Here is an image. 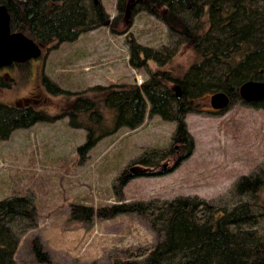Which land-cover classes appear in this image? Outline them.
<instances>
[{
	"label": "trees",
	"instance_id": "16d2710c",
	"mask_svg": "<svg viewBox=\"0 0 264 264\" xmlns=\"http://www.w3.org/2000/svg\"><path fill=\"white\" fill-rule=\"evenodd\" d=\"M0 5L9 13L11 32L23 34L41 48L51 44L50 48L56 49L76 41L83 33L107 26L114 31L137 12H147L162 20L170 38L178 41L177 46L182 44L192 52L193 61L182 67L174 63L179 50L133 45L129 60L132 67L147 68V61L157 66L147 68L146 82L94 88V97L77 98L72 108L55 115L31 106L17 108L0 103V141L9 139L16 130L67 117L69 127L86 132V142L78 148L81 154L122 128L136 130L146 114L173 120L176 128L171 144L144 152L132 163L136 166L133 173L129 169L121 173L120 183L163 176L172 167L164 168L162 160L174 155L176 166L188 155L190 142L184 117L194 112L191 105L196 99L224 92L231 103L242 101L238 94L241 85L264 82V0H140L136 6L129 0H118V13L112 20L99 0H0ZM126 10L128 17L127 13L122 17L121 12ZM9 70L16 76L6 81L0 77V87L25 86L30 80V62ZM43 82L49 83L45 77ZM176 88L181 89L180 100L176 99ZM57 92L63 93L60 89ZM249 106L264 112V101ZM263 193L261 165L236 181L231 195L237 201L230 206L197 197H178L160 204L120 202L99 208L70 204L65 228L138 215L154 233L155 244L129 252L126 257H111L109 264H264V203L259 201ZM35 226V208L28 197L13 195L0 201V264H18L14 259L19 243L15 231L25 234ZM30 245L35 264H52L37 238Z\"/></svg>",
	"mask_w": 264,
	"mask_h": 264
},
{
	"label": "rangeland",
	"instance_id": "374dc122",
	"mask_svg": "<svg viewBox=\"0 0 264 264\" xmlns=\"http://www.w3.org/2000/svg\"><path fill=\"white\" fill-rule=\"evenodd\" d=\"M99 1L111 20L117 16L118 0ZM127 12H121L122 17ZM127 20L114 31L107 26L83 33L56 49L51 44L40 47L41 57L30 62L28 83L0 87V103L31 106L55 115L72 108L77 98L94 97V88L140 86L149 79L147 68L157 66L147 61V68L132 67L133 45L179 50L174 63L182 67L193 61L192 52L182 44L177 46L160 18L137 12ZM0 76L6 81L16 75L3 69ZM191 107L194 112L184 117L188 155L178 159L176 166L174 155L162 160L164 168L172 167L163 176L137 177L125 183L118 181L121 173L134 169L132 163L144 152L171 144L176 128L173 120L146 114L136 130L122 128L82 154L78 148L85 144L86 132L69 127L67 117L16 130L0 141V201L13 195L28 197L36 214L35 228L25 234L15 231L18 264H35L30 245L34 238L52 264H109L111 257H126L156 242L154 233L136 214L95 220L68 230L65 222L70 204L99 208L120 202L160 204L178 197H197L221 206L235 203L237 198L231 192L236 181L264 165V112L236 100L226 111L216 113L209 94L196 99ZM259 201L264 203V193Z\"/></svg>",
	"mask_w": 264,
	"mask_h": 264
},
{
	"label": "water",
	"instance_id": "95a60500",
	"mask_svg": "<svg viewBox=\"0 0 264 264\" xmlns=\"http://www.w3.org/2000/svg\"><path fill=\"white\" fill-rule=\"evenodd\" d=\"M133 4V3H132ZM41 48L21 33L10 30V16L5 6L0 5V70L11 65L25 64L41 57ZM245 104L264 101V82H246L238 89ZM176 99H181V89H175ZM210 106L214 112L222 113L231 104L230 97L224 92L211 93ZM131 173L134 169L130 170Z\"/></svg>",
	"mask_w": 264,
	"mask_h": 264
},
{
	"label": "flooded vegetation",
	"instance_id": "af4514ba",
	"mask_svg": "<svg viewBox=\"0 0 264 264\" xmlns=\"http://www.w3.org/2000/svg\"><path fill=\"white\" fill-rule=\"evenodd\" d=\"M139 2H140V0H138ZM138 1H135V2H133V1H131V5L133 6L135 3H137ZM138 2V3H139ZM133 3V4H132ZM13 66H16V65H11L10 67H13ZM5 69H7V70H9V67L8 68H5ZM3 70V69H2ZM1 78H2V76H0ZM214 112V111H213ZM217 113V112H216Z\"/></svg>",
	"mask_w": 264,
	"mask_h": 264
}]
</instances>
